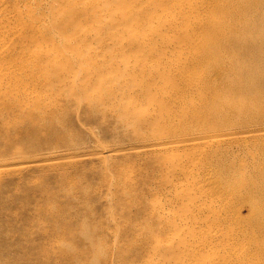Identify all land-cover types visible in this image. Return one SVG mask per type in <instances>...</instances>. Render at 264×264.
I'll return each mask as SVG.
<instances>
[{
  "label": "rangeland",
  "instance_id": "1",
  "mask_svg": "<svg viewBox=\"0 0 264 264\" xmlns=\"http://www.w3.org/2000/svg\"><path fill=\"white\" fill-rule=\"evenodd\" d=\"M242 1L0 0V264H264V231L213 219L264 224V0Z\"/></svg>",
  "mask_w": 264,
  "mask_h": 264
},
{
  "label": "bare ground",
  "instance_id": "2",
  "mask_svg": "<svg viewBox=\"0 0 264 264\" xmlns=\"http://www.w3.org/2000/svg\"><path fill=\"white\" fill-rule=\"evenodd\" d=\"M216 1V4L213 6V7H211V10H213V11H215L216 13L218 12V11H220L221 10V7H220V4H219V2H218V0H215ZM235 1V0H234ZM243 2V4H242V10H241V12L242 13H247V12H250V6H251V4H253L252 3V1H249V0H243L242 1ZM234 3H236V2H234ZM233 3V4H234ZM227 6V5H226ZM231 7V6H230ZM233 7V6H232ZM226 9V8H225ZM231 9V8H230ZM228 10V9H227ZM240 9L238 8L237 9V11H239ZM225 11V10H224ZM232 11H236V7H233V9H232ZM212 14V13H211ZM221 14V13H220ZM232 14V13H231ZM234 14V13H233ZM230 15V14H229ZM228 15V16H229ZM235 15H237V14H235ZM221 16V15H220ZM208 17V16H207ZM231 17H232V15H231ZM206 18V17H205ZM216 18V17H215ZM219 18V17H218ZM228 18V17H227ZM225 19V18H224ZM208 20V19H207ZM220 20V19H219ZM222 20V19H221ZM209 22V21H208ZM231 22V20H228L227 21V25L229 24ZM231 25V24H230ZM229 25V26H230ZM232 27V25L230 26V27H228V28H231ZM195 30H199L200 29V31H203L204 33H206V35H209V36H211L213 39L214 38H216V39H218L219 37L218 36H220V34L218 33L219 31L218 30H216L214 27H210V24L209 23H197V24H195ZM219 29V28H218ZM222 29V28H221ZM229 30H231V29H229ZM206 31V32H205ZM232 31V30H231ZM222 35V34H221ZM224 37H225V34L223 35ZM227 39H228V41L230 42L231 40H232V36L230 35V36H228L227 37ZM211 41H213L212 39H211ZM210 48H203L202 46L200 47V52L203 54V55H211V56H213L212 54H215V51L216 50H214V47L213 46H209ZM211 56H209V57H211ZM199 58H201L202 57V55H199L198 56ZM199 58H196V59H199ZM200 60V59H199ZM208 63V62H207ZM197 65V64H196ZM209 67V66H208ZM221 66H211V68L208 70V72H210L209 74H215L216 76H217V78L218 79H221V77H222V74H221V68H220ZM207 71V70H206ZM249 72H254V70L251 68V69H249L248 70ZM19 74V73H18ZM225 76H226V74H225ZM202 83H203V81H202V79L200 80ZM205 82V81H204ZM219 82V81H218ZM229 83V82H228ZM233 83H235V82H233ZM17 84V83H16ZM205 84V83H204ZM225 84V83H224ZM254 84V83H253ZM202 84H200V88L202 89L201 91L202 92H204V89H205V85L204 86H201ZM213 86L215 87L214 88V91H212V93H214L213 94V97L215 98V99H217V95H216V91L217 90H219L220 88H217V86L216 85H214L213 84ZM253 88H254V86H252ZM251 87V88H252ZM18 88V87H17ZM210 88V87H209ZM238 88H239V86L238 85H236V83L235 84H230V85H228V86H226L225 87V90L226 91H229V90H238ZM221 89H223V88H221ZM11 90V89H10ZM20 90V89H19ZM209 90V89H208ZM216 90V91H215ZM245 90H249V88L248 87H245L244 89H243V91H245ZM224 91V90H223ZM194 92V91H193ZM201 92V93H202ZM19 93V92H18ZM200 93V92H199ZM25 94V93H24ZM16 95V94H15ZM17 96V95H16ZM19 96V95H18ZM17 96V97H18ZM15 99V98H14ZM13 99V100H14ZM257 100H262L261 98H257ZM263 102V101H262ZM187 104V103H186ZM15 105V104H14ZM189 105V104H188ZM25 107V106H24ZM17 109V108H16ZM23 109V108H22ZM18 110H20V109H18ZM24 110V109H23ZM31 118V117H30ZM220 123H222L221 125H223V124H225V122H216V121H209L208 122V124L211 126V125H214V126H221V125H219ZM209 128V127H208ZM221 128H223V127H221ZM216 143V142H215ZM260 158V157H259ZM262 158H264V157H262ZM262 160H264V159H261V161ZM260 161V160H259ZM263 162H260L259 164H262ZM252 166V165H251ZM257 166H259V168H260V166H263V165H257ZM250 167V166H249ZM262 168H264V167H262ZM260 170V169H259ZM261 170H264V169H261ZM250 172V171H249ZM264 173V172H263ZM186 196H188L187 194H186ZM231 196V198L233 197L232 195H230ZM229 196V197H230ZM189 197V196H188ZM238 197V199H240L241 197L240 196H237ZM233 199V198H232ZM237 199V200H238ZM248 200V199H247ZM235 201V200H234ZM250 204V203H249ZM251 207H253V209L251 208ZM250 208H251V210H252V213H253V216H252V220H251V222H247L245 225H247V226H245L244 225V223L243 222H241L240 224L238 223V222H240L239 220H238V212L236 213V214H232L231 215V218H230V220L229 219H227V215L225 214H222V213H220V214H216L215 216H213V219H214V221L216 220L218 223H220V220H222L223 222H225V223H227V225H231V223H233L232 222V220H234V221H237L234 225L236 226V224L238 225V227L239 226H244V227H246V231H242L241 230V237L243 238V237H246V236H258L259 237V234H262L263 233V231H264V224L262 223L261 224V222H260V217H259V208H261V205H258L257 206V204L256 203H253L251 206H250ZM257 209V210H256ZM255 212V213H254ZM261 216V215H260ZM262 220V219H261ZM243 227V228H244ZM225 234V236H227V237H225V242H226V238H227V242H230L231 240H233L234 238L232 237V232H231V230H229L228 231V233H224ZM239 236V235H238ZM179 238V237H178ZM233 238V239H232ZM236 238H237V236H236ZM239 239H240V237H238ZM237 238V240H239ZM223 239V238H222ZM253 239V238H252ZM181 241V240H180ZM168 242V241H167ZM167 242H165V241H162V240H157L156 242H155V245H154V249L155 250H158V253H159V250H162L163 252H164V250L167 248L166 247V245H167ZM223 242H224V240H223ZM236 242V241H235ZM243 242V241H242ZM176 243V242H175ZM177 243H178V240H177ZM181 243V242H180ZM233 243V242H232ZM185 244V243H184ZM224 244H228V243H224ZM229 246V245H228ZM183 247H185V245L183 246V244H177V245H173V247H171V248H169L168 250H167V252H168V254L170 255V256H173V257H175V256H178V257H181V255H183L184 254V250H183ZM204 248V247H203ZM227 248V247H226ZM233 248H234V246H233ZM153 249V250H154ZM257 250H261L259 247H257L256 248ZM226 251V250H225ZM230 255V254H229ZM221 256H223V255H221ZM220 256V257H221ZM226 256V254L224 255V257ZM224 257H223V259L222 258H219V259H221L222 261H218V263L215 261V263L216 264H232L231 262H229L230 260H228V258H230L229 256H228V258L227 259H224ZM213 262V261H212ZM211 262V263H212ZM195 264H203V263H199V262H197V261H195ZM208 264V263H207ZM239 264V263H238ZM241 264V263H240Z\"/></svg>",
  "mask_w": 264,
  "mask_h": 264
}]
</instances>
